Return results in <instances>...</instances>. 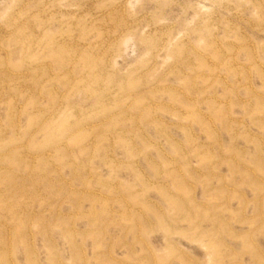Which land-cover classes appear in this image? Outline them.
<instances>
[{"label": "rangeland", "instance_id": "obj_1", "mask_svg": "<svg viewBox=\"0 0 264 264\" xmlns=\"http://www.w3.org/2000/svg\"><path fill=\"white\" fill-rule=\"evenodd\" d=\"M0 264H264V0H0Z\"/></svg>", "mask_w": 264, "mask_h": 264}]
</instances>
